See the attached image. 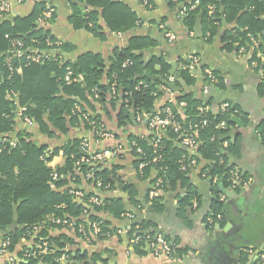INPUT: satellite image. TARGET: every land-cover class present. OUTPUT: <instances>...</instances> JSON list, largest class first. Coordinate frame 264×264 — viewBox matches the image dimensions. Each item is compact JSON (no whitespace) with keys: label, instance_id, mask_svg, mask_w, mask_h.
<instances>
[{"label":"trees","instance_id":"16d2710c","mask_svg":"<svg viewBox=\"0 0 264 264\" xmlns=\"http://www.w3.org/2000/svg\"><path fill=\"white\" fill-rule=\"evenodd\" d=\"M67 1L72 4L71 19L76 26L81 25L101 38L106 37L100 22L101 15L111 32H127L134 28L138 21V16L123 2ZM182 1L186 0H180ZM47 5L48 2L45 1L37 2L30 15L17 16L14 19L9 17L7 20L0 21V70L7 72L5 59L12 47V38H20L28 46L48 48L46 39L50 37L54 39L55 36L48 29L49 24L37 23L47 9ZM177 5H179L178 2ZM211 5L216 7L213 17L209 16ZM55 15L56 12L51 22L55 19ZM199 16L203 25V37H207L208 40L220 37L225 27L226 33L222 40L226 41L227 45L238 43V50L244 47L251 52L253 43L250 36H252L260 40L259 49L264 52V0H202L201 4L190 11L186 18H181L189 33L195 31ZM7 35L10 37L8 38ZM158 45L157 40L138 35L131 37L125 48H116L108 59L98 53L84 54L78 58L77 62L66 59L65 56H61L62 53L43 63H28L25 58L15 59L14 65L21 67L22 71H15L11 84L7 80L4 83L0 82V238L10 241L9 251H13L22 238H34V242L37 243L41 242L40 237H44L48 247L54 250V255L66 253L73 260L85 264H98L102 253H90V250H85L83 253L80 248L75 251L72 246L76 242L67 234H49V226H55V224L46 222L47 217L56 214L69 219L76 218V222L79 223L86 219L90 222L102 220L108 213L119 222H123L121 214L127 207L124 197L107 196L102 206L91 207L89 216L84 217L81 214L82 206L75 202L74 196L69 193L68 188L73 184L72 178L76 177L78 180L75 186L79 187L80 182L82 183L75 167L76 158L72 157L80 155L81 138L77 134L71 135L81 120L71 112L77 102L82 105L81 101L88 97L93 99L94 103L101 105L106 113H109V107L118 108L119 127L132 122L133 112L151 115L158 109L170 106L175 118L181 123L182 130L175 132L168 129L165 132L160 144L162 160L153 168L144 170V174L140 175L141 180L148 181L152 188H160L163 193L168 190V186L181 182L185 191L180 204L183 207H193L194 200L201 204L202 196L187 175L197 170L200 178L209 181L215 195L208 216L215 219L213 226L221 222L218 221V216L223 215L225 206L221 199V184L226 189H232L230 172L235 167L230 164L227 154L231 151V147H223V143L228 140L226 136L229 128L219 129L216 125L222 119H225L229 125V116L233 109L223 112L220 107H211L209 112L203 113L200 108L209 106L210 103L194 90L198 80L201 79L204 85L216 90L222 88V80L214 71L218 81L215 85L209 84L205 70L210 67L201 61L198 72L192 73L189 69L180 68L175 75V82L170 83L168 80L172 65L167 57H155L148 61L141 53L155 49ZM62 50L70 51L65 43L62 45ZM252 53L255 57L256 50ZM127 59H131L133 64L123 67ZM69 63L72 64L76 74L83 76V81H75L71 85L65 84V68ZM157 63L160 68L155 67ZM180 63L188 65L189 61L181 60ZM198 73L201 78H198ZM147 76H157L158 79L151 80ZM115 81L118 84V92L114 97L111 94V85ZM172 85L176 86L177 90H173ZM10 89L19 93L18 105L27 107L25 115L34 118V127H25L16 118L18 105L8 99ZM94 91L99 98H95ZM170 92L174 94L172 102H169L168 98L165 99ZM126 99L129 100V107L120 101ZM182 103L186 105L182 107ZM93 117L104 121L101 115ZM203 119H208V125H200ZM194 125H198L199 142L196 149L190 151L181 145V141L184 132L194 131ZM261 135L264 138V122L261 125ZM12 138L18 140L16 146H12ZM139 144L149 154L152 153L149 141L140 140ZM60 154L64 157L63 163L56 168L60 178L53 180L54 168L49 165V162ZM194 159L197 162L196 166L191 165ZM182 162L187 165L185 171L181 170ZM135 166L136 168L138 166L136 160ZM87 168L88 165H83L81 171ZM121 171L120 164L102 165L95 172V179H100L104 184L109 185L110 189L117 190L121 183L125 184ZM160 179L162 184L157 186ZM238 188L239 186L234 189ZM124 193L134 207L141 205L142 200L139 199L135 185L127 183ZM98 194H100L98 191L89 192V196ZM145 200L156 212L164 208L162 195L150 199L148 194ZM44 222L46 226L34 237V226ZM109 226L111 224L106 219L103 229L112 232ZM152 228L153 223L149 220H141L128 227L131 236L136 231H139L141 235H147L146 232L154 235L150 233ZM57 229H62V226H58ZM102 238L104 237H100ZM36 248L37 246H34V249ZM173 248L176 250L175 244ZM28 261L27 264H38L33 259ZM45 261L47 264H56L52 256H46Z\"/></svg>","mask_w":264,"mask_h":264},{"label":"crops","instance_id":"0c3cea01","mask_svg":"<svg viewBox=\"0 0 264 264\" xmlns=\"http://www.w3.org/2000/svg\"><path fill=\"white\" fill-rule=\"evenodd\" d=\"M11 1L13 11L10 18L13 19L30 15L37 2L45 1L48 2L47 6H53L56 17L49 23L48 29L55 38L69 46L70 51L60 52L66 59L74 62L87 53H98L108 59L116 48H125L129 39L138 35L149 36L159 42L155 49L141 52L145 59L150 61L155 57H167L171 65L173 62L177 63L175 75L180 69V61H188L190 55L196 54L218 74L222 80V88L216 90L204 85L199 79L194 90L203 96L212 108H218L223 102L230 104L233 112L229 116V133L226 139L231 151L227 154L230 164L248 180L247 185L239 186L238 189H226L221 184L224 211L218 218L221 222L211 226L207 219L215 195L209 181L200 178L197 170L187 176L200 192L201 204L196 208L183 207L180 200L185 188L179 182L168 186V190L161 194L164 208L156 212L145 200L152 187L148 181L141 180L135 166V158L127 153L120 156L121 158L118 156L111 160L113 164L122 166L121 175L125 182L115 189L113 196L124 197L126 210L135 213L136 217L131 223L119 222L106 213L105 219L109 220L111 227H130L135 222L149 220L153 223L150 233L163 236L175 244V252L168 255L161 248H153L147 243L134 244L132 236L128 233L111 238H95L89 247L80 243L72 232L66 230L53 228L48 230L49 234H67L76 242L72 246L75 251L80 248L83 251L90 250V253H102L98 264H257L258 255L264 252V138L261 135V125L264 122V63L254 67L248 61L249 55L245 56L246 53L238 50V43L227 45L228 43L222 40L226 33L225 27L221 36L213 40L203 37L202 24L201 33L196 29L189 33L181 21L179 5L175 0H151V7L144 6L138 0H114L127 4L138 16V21L136 26L127 32H111L101 15L100 22L106 34L105 38L96 36L81 25L76 26L71 19L73 7L70 1ZM160 24L175 33V42H169ZM257 42L259 47L260 40ZM155 67L160 68V65L157 63ZM172 69L173 67L171 71ZM198 78H201L200 74ZM169 97L170 93L165 99ZM81 102L91 116L101 115L108 130L114 134V138L107 139L100 145L101 148H113L118 144L125 146L132 136H139L147 131V124L138 123L134 117L132 122L119 127L118 108L109 107V113H106L103 107L94 103L90 97ZM71 135H76L75 129ZM92 143L96 145L94 141ZM63 160L62 156H58L54 164L59 165ZM127 183L136 186L142 206L138 205L136 208L129 203V198L124 193ZM33 245L34 238L20 239L13 251L0 254V264H6L9 258H12L15 264H27L29 261L24 257L23 250Z\"/></svg>","mask_w":264,"mask_h":264},{"label":"built area","instance_id":"2783aa9c","mask_svg":"<svg viewBox=\"0 0 264 264\" xmlns=\"http://www.w3.org/2000/svg\"><path fill=\"white\" fill-rule=\"evenodd\" d=\"M19 2H24L25 0H18ZM144 6L151 7V0H138ZM179 3V16L180 18H186L190 11L196 9L202 2V0H186L180 2V0H175ZM216 7L211 5L209 7V16L213 17L215 13ZM13 11V2L11 0H0V21L7 20L12 15ZM55 14V8L53 6H48L47 9L43 12V14L39 17L37 23L40 25H48L53 15ZM161 28L165 31V37L169 40V42H175L176 35L175 33L168 29L164 24H160ZM9 38L10 36L7 35ZM250 39L253 43L251 47L252 51L254 49H258L255 57H253V53L248 52L246 48L242 47L241 52L246 53L245 56H248V61L254 67H259L260 64L264 63V53L259 50L257 40L250 36ZM12 47L8 51L5 59V66L7 67V72L0 70V82L4 83L6 80L9 84L12 83L13 75L16 72H21L22 68L14 65L15 59H23L25 58L28 63H43L45 60L50 59L51 57H55L58 54H61L63 42L60 39L47 38L46 44L48 48L41 49L39 46H28L26 43L20 38H12L11 39ZM62 56V54H61ZM247 58V57H246ZM189 64H180L181 69H189L192 73L198 72L200 68L201 59L196 55L192 54L189 56ZM133 64L131 59H127L123 63V67H128ZM205 74L208 76L209 84L215 85L217 83V76L214 73L212 68H207L205 70ZM65 84L71 85L75 81H83V76L81 74H76L73 70L72 64L69 63L65 68ZM170 83L175 82V75L169 77L168 80ZM145 86L146 84L143 83ZM165 88V87H162ZM95 92V98H99L98 94ZM118 92V84L117 82H113L111 85V94L115 97ZM174 94L170 92V97L168 98L169 102L173 101ZM78 100L77 97H74ZM8 99L11 100L15 105L19 104V93L14 89H10L8 93ZM125 103L126 106L129 107V100H120ZM186 103H182L181 106H185ZM220 110L223 112H228L230 109V104L228 102H223L221 104ZM132 110V109H131ZM203 113H207L211 110L210 106H203L200 108ZM27 111L26 106H19L16 110V118L20 120L25 127H34L35 121L34 118L25 115ZM72 115H76L81 120V123L75 126L76 134H80L81 138L80 142V155L72 156L75 159V167L77 174L82 179V183L80 182L79 187L75 186V182H77V178H72V186H70L69 193L74 196V201L82 206V216H89V209L93 206H102L104 204L105 197L113 196L116 190L110 189L109 185H106L100 179H95V172L100 169L102 165L112 164L111 160L113 158H121L120 156H124L127 153H130L135 160L138 162L137 170L140 175L144 174V170L147 168H153V166L162 160V154L160 153V144L162 138L164 137L165 132L168 129H172L175 132H180L182 130L181 123L175 118V114L170 106H165L161 110H157L155 114H147L144 112H133V117L138 123L145 122L147 124V131L144 134L139 136H132L128 143L125 146L117 145L113 148H101L100 145L107 139L114 138L113 132L109 131L107 125L104 121L98 120L91 116L88 112H86L80 103H76L72 109ZM208 119H203L200 123L201 126L208 125ZM85 126V127H84ZM195 129L193 132H184L182 135L181 145L186 147L190 151H194L198 145V125H194ZM87 128V129H85ZM216 128L219 129H227L228 123L225 119H222L217 125ZM11 144L12 146H16L18 140L16 138H12ZM147 140L150 142L152 146V153L149 154L140 144L139 141ZM92 141L95 142L96 145H93ZM228 142L223 143V147H228ZM62 156V154L58 155ZM56 156V157H58ZM49 162V165L54 168L52 177L53 180H58L60 175L56 170L57 164H54L55 158ZM64 158V157H63ZM60 165V164H59ZM83 165H88V168L85 171H81V167ZM191 165L196 166V160L191 161ZM187 165L182 162L181 170H186ZM231 180H232V188H236L238 186H245L248 184L247 178L240 172L238 169L231 170ZM216 181V178L214 179ZM93 182V184H91ZM162 184V180H158L157 186ZM98 191V195L89 196V192ZM163 191L158 188H151L148 192L150 199L160 196ZM193 206L196 208L198 203L196 200L193 201ZM136 215L130 211H124L121 214V220L123 222L131 223L135 219ZM220 215L218 216V218ZM105 218L98 221L90 222L89 219H86L84 222H76V218H67L62 216H57L56 214H51L47 217V221L50 224H55V226L50 225L49 228L56 229L58 226H62V230H66L67 232H72L75 237L79 240L80 243H83L86 247L91 246L94 243V239L98 237L111 238L119 234H129L128 227H110L111 231H106L103 229L105 224ZM208 223L213 226L215 223V219L212 216H208ZM46 226L45 222L41 225L34 226L33 236L36 237L38 233ZM90 226V227H89ZM136 231L132 236V242L134 244H142L147 243L151 245L153 248H161L168 255H172L175 250L173 248V244L169 242L163 236H155L151 234L141 235ZM32 235V234H31ZM41 242H34V245L28 247L24 250V257L26 259H33L38 264H47L45 261L46 256H52L53 262L56 264H85L84 262H79L70 258L69 254L63 253L61 255H54V250L48 247V242L46 238L40 237ZM79 243V244H80ZM10 245V241L8 239L0 238V254H9L10 251L8 249ZM34 246H37L34 249ZM6 264H15L12 258H9ZM53 264V263H51ZM257 264H264V252L258 255Z\"/></svg>","mask_w":264,"mask_h":264},{"label":"water","instance_id":"95a60500","mask_svg":"<svg viewBox=\"0 0 264 264\" xmlns=\"http://www.w3.org/2000/svg\"><path fill=\"white\" fill-rule=\"evenodd\" d=\"M201 16H199V20L197 21V28H196V31L198 32V33H201L202 32V29H201ZM172 67H173V69H172V71H171V74L172 75H175V71H176V68H177V63L176 62H173L172 63ZM149 79H151V80H156V79H158V77L157 76H147ZM171 88L173 89V90H177V88H176V86H174V85H172L171 86ZM236 120H237V118H235ZM83 253L85 252V251H82Z\"/></svg>","mask_w":264,"mask_h":264}]
</instances>
